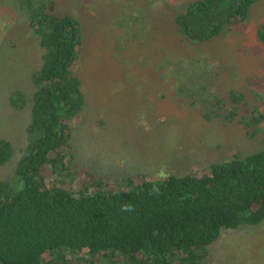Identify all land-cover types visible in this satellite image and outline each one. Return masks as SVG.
I'll return each mask as SVG.
<instances>
[{
    "label": "trees",
    "instance_id": "trees-1",
    "mask_svg": "<svg viewBox=\"0 0 264 264\" xmlns=\"http://www.w3.org/2000/svg\"><path fill=\"white\" fill-rule=\"evenodd\" d=\"M57 1H12L42 54L31 76L27 142L10 182H0V264H212L207 248L222 230L264 220V146L201 175H169L117 191L101 181L78 184L69 169L71 125L85 104L77 72L83 35L74 15H58ZM258 1L188 0L173 30L181 45L212 42L239 30ZM256 38L264 49V25ZM165 63L181 102L206 121H236L256 135L264 121L258 76L216 97L211 70L194 61ZM9 100L18 109L26 103L19 91ZM12 155V144L1 139L0 166ZM125 204L132 210L122 211Z\"/></svg>",
    "mask_w": 264,
    "mask_h": 264
},
{
    "label": "rangeland",
    "instance_id": "rangeland-1",
    "mask_svg": "<svg viewBox=\"0 0 264 264\" xmlns=\"http://www.w3.org/2000/svg\"><path fill=\"white\" fill-rule=\"evenodd\" d=\"M12 1L0 0V140L13 146L11 159L0 166V182H10L27 142L35 90L31 76L42 54ZM187 1H57L58 15H74L83 35L77 72L85 104L71 125L74 157L69 169L78 184L89 179L101 181L105 189H131L169 175H201L211 164L263 148L264 121L249 136L240 123L206 121L197 108L181 102L165 58L211 70L213 96L242 87L252 76L260 78L264 96V49L256 38L264 25V0L252 6L248 21L232 34L181 45L173 17ZM242 47L247 52L237 49ZM17 91L26 100L20 109L9 100ZM207 251L212 264H264V220L222 230Z\"/></svg>",
    "mask_w": 264,
    "mask_h": 264
},
{
    "label": "clouds",
    "instance_id": "clouds-1",
    "mask_svg": "<svg viewBox=\"0 0 264 264\" xmlns=\"http://www.w3.org/2000/svg\"><path fill=\"white\" fill-rule=\"evenodd\" d=\"M132 207L129 204H125L122 206V211H131Z\"/></svg>",
    "mask_w": 264,
    "mask_h": 264
}]
</instances>
